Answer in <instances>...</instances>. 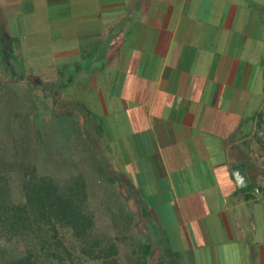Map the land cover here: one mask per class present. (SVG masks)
<instances>
[{
  "label": "crops",
  "instance_id": "crops-1",
  "mask_svg": "<svg viewBox=\"0 0 264 264\" xmlns=\"http://www.w3.org/2000/svg\"><path fill=\"white\" fill-rule=\"evenodd\" d=\"M5 68L62 88L174 264H264V0H0Z\"/></svg>",
  "mask_w": 264,
  "mask_h": 264
},
{
  "label": "trees",
  "instance_id": "trees-1",
  "mask_svg": "<svg viewBox=\"0 0 264 264\" xmlns=\"http://www.w3.org/2000/svg\"><path fill=\"white\" fill-rule=\"evenodd\" d=\"M82 114L87 121L90 112ZM36 124L31 131L38 136ZM83 130L92 151L93 135L87 127ZM25 146L23 155L18 150L11 157L0 152V264H123L120 260L125 258L124 264H151L160 251L155 264H166L170 252L151 235L138 240L131 254L125 255L116 239L98 234L83 175L65 184L51 174H41L27 152L28 141ZM90 157L105 178L116 180L101 160ZM119 211L125 227L136 226L134 214L124 206Z\"/></svg>",
  "mask_w": 264,
  "mask_h": 264
},
{
  "label": "rangeland",
  "instance_id": "rangeland-1",
  "mask_svg": "<svg viewBox=\"0 0 264 264\" xmlns=\"http://www.w3.org/2000/svg\"><path fill=\"white\" fill-rule=\"evenodd\" d=\"M13 73L14 70L5 68L0 75V152L11 157L13 151L18 150L23 155L28 141L27 152L41 174H51L65 184L78 174L83 175L88 185V209L94 215L96 232L116 239L121 251L130 255L133 244L145 239L149 231L141 219H136L135 227L124 226L120 206L127 210L135 206L127 203V189L116 180L105 178L100 173V165L91 159L93 154L101 160L110 178L116 179L109 160L103 155L101 142L93 139V150H88L83 130L86 126L79 123V110L64 103L61 87H48L38 79ZM33 124L38 126V136L31 131ZM254 138L264 152V119L257 126ZM161 252L153 256L151 264L156 263ZM125 259L120 262L124 264L128 261ZM165 262L174 264L167 257Z\"/></svg>",
  "mask_w": 264,
  "mask_h": 264
},
{
  "label": "water",
  "instance_id": "water-1",
  "mask_svg": "<svg viewBox=\"0 0 264 264\" xmlns=\"http://www.w3.org/2000/svg\"><path fill=\"white\" fill-rule=\"evenodd\" d=\"M233 174L236 178L239 187H246L249 185L250 181L246 173L244 166H238L233 170Z\"/></svg>",
  "mask_w": 264,
  "mask_h": 264
},
{
  "label": "built area",
  "instance_id": "built-area-1",
  "mask_svg": "<svg viewBox=\"0 0 264 264\" xmlns=\"http://www.w3.org/2000/svg\"><path fill=\"white\" fill-rule=\"evenodd\" d=\"M260 134H262V132Z\"/></svg>",
  "mask_w": 264,
  "mask_h": 264
}]
</instances>
